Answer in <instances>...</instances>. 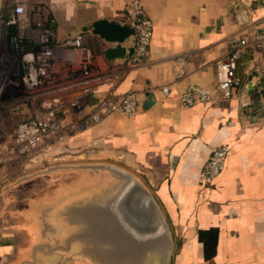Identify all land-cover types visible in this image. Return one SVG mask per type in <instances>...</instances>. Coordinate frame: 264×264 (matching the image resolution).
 <instances>
[{
    "label": "crops",
    "instance_id": "obj_1",
    "mask_svg": "<svg viewBox=\"0 0 264 264\" xmlns=\"http://www.w3.org/2000/svg\"><path fill=\"white\" fill-rule=\"evenodd\" d=\"M130 1L48 4L65 36L99 18L121 19ZM140 1L153 22L148 54L116 82L117 93L137 92L138 111L106 114L17 170L0 167V264H90L56 245L80 228L78 206L109 181L106 172L86 167L103 163L131 173L154 198L174 242L169 264H264V45L242 51L230 98L181 102L190 85L214 89V62L227 53L230 36L264 31V0ZM88 34L103 56L108 43ZM176 65L183 69L177 78ZM106 89L95 86L86 111ZM0 142L13 144L12 133L1 129ZM222 144L229 146L225 168L205 187L201 170ZM77 251L91 249L87 243Z\"/></svg>",
    "mask_w": 264,
    "mask_h": 264
},
{
    "label": "built area",
    "instance_id": "obj_2",
    "mask_svg": "<svg viewBox=\"0 0 264 264\" xmlns=\"http://www.w3.org/2000/svg\"><path fill=\"white\" fill-rule=\"evenodd\" d=\"M121 19L134 26L138 44L131 60L114 63L94 53L88 32L59 36L48 0L0 1V131L13 136L11 145L0 142V167L17 170L40 149L99 123L106 114L133 116L138 111L137 92L117 93L116 82L144 64L153 22L140 0H131ZM252 42L264 45V31L251 39L230 36L227 53L214 62V89L190 85L181 93V102L190 105L230 98L240 81L238 59ZM174 74L181 76L183 69L176 65ZM100 83L107 89L86 111L88 98ZM161 90L169 94L170 88L165 84ZM228 152L226 144L213 147L200 173L205 187L225 168Z\"/></svg>",
    "mask_w": 264,
    "mask_h": 264
},
{
    "label": "water",
    "instance_id": "obj_3",
    "mask_svg": "<svg viewBox=\"0 0 264 264\" xmlns=\"http://www.w3.org/2000/svg\"><path fill=\"white\" fill-rule=\"evenodd\" d=\"M14 31V26H10ZM99 36L107 46L103 56L110 62H127L138 44L136 29L120 18H99L73 30ZM110 177L97 197L77 208L81 226L56 247L90 264H169L174 242L168 223L142 184L125 169L109 163L87 164ZM29 176L18 178L15 184ZM89 244L88 255L77 251Z\"/></svg>",
    "mask_w": 264,
    "mask_h": 264
},
{
    "label": "rangeland",
    "instance_id": "obj_4",
    "mask_svg": "<svg viewBox=\"0 0 264 264\" xmlns=\"http://www.w3.org/2000/svg\"><path fill=\"white\" fill-rule=\"evenodd\" d=\"M33 191H35V190H32V191H31V192H30L28 195H29V196H31V195H32V193H33Z\"/></svg>",
    "mask_w": 264,
    "mask_h": 264
}]
</instances>
